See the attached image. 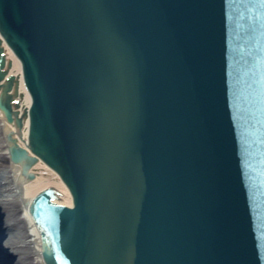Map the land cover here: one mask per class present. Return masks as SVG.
Listing matches in <instances>:
<instances>
[{"label":"water","instance_id":"obj_1","mask_svg":"<svg viewBox=\"0 0 264 264\" xmlns=\"http://www.w3.org/2000/svg\"><path fill=\"white\" fill-rule=\"evenodd\" d=\"M0 33L33 97L0 107L73 196L30 207L49 264H264V0H0Z\"/></svg>","mask_w":264,"mask_h":264},{"label":"bare ground","instance_id":"obj_2","mask_svg":"<svg viewBox=\"0 0 264 264\" xmlns=\"http://www.w3.org/2000/svg\"><path fill=\"white\" fill-rule=\"evenodd\" d=\"M0 38L3 39L1 46H4V51L2 54L6 53V65L4 67L5 70L9 66L10 59H12V67H10L6 78H3L0 81V84L5 83L9 76L15 75L17 78L20 74V77L18 78L20 80L19 95L15 97V100H21V106L15 108V106L12 105V108L13 111L20 109L19 116L23 117L24 105V112H26L27 106L33 100L32 94L26 85L24 64L1 33ZM15 85L16 83H14L13 88L8 91L9 93L14 92ZM3 89L4 86H2V89H0V96ZM22 92L24 93L23 99L21 96ZM13 102L14 100L11 101V103ZM13 117L16 118V114H13ZM23 123V130L25 132L24 139L26 142L18 132L19 130L16 119L13 120V123L7 120L5 113L0 107V157H2L4 153H7L11 159L10 169L6 170L3 168L0 170V264H49L43 251L42 234L37 222L32 216L30 207L39 193L50 186H55L64 193V195L58 193V195L63 198L61 199L62 203L73 205L74 201L68 186L59 172L52 168L46 160H44L40 155L32 150L27 139L28 133L25 129V119H23ZM6 125L15 131V133H12V135H15V137L18 138L19 141H17V143L40 159L29 169V172L36 173V177L25 183L24 199L18 187V179L22 173L23 165L21 162H15L12 159L10 142L7 140L4 131V127ZM12 163L14 165L21 166V170H16V172H14ZM17 198L18 201L21 202V210H23L22 215L19 217H17L18 213L10 214L7 210H4V206L2 205V203L6 202L7 200L13 201L17 200ZM19 222H22V224L24 223L23 229H16ZM30 250H32V252L34 250L38 256L32 257L28 255L30 254Z\"/></svg>","mask_w":264,"mask_h":264},{"label":"rangeland","instance_id":"obj_3","mask_svg":"<svg viewBox=\"0 0 264 264\" xmlns=\"http://www.w3.org/2000/svg\"><path fill=\"white\" fill-rule=\"evenodd\" d=\"M10 164H11V159H10L9 155L7 153H4L3 156L0 157V170L3 168L6 170H9ZM2 205L4 206V210H7L10 214L18 213L17 217L22 215L23 210H21V202L18 201V198H17V200H13V201L7 200L6 202L2 203ZM23 228H24V223L22 224V222H19L16 229H23ZM26 251H28V250H26ZM28 255H30L32 257L38 256L34 250H33V252H32V250H30V254H28Z\"/></svg>","mask_w":264,"mask_h":264}]
</instances>
